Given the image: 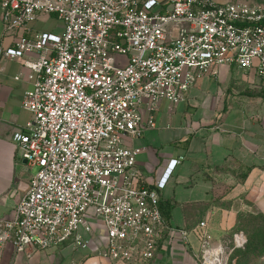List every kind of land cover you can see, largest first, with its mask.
<instances>
[{"label": "built area", "instance_id": "2783aa9c", "mask_svg": "<svg viewBox=\"0 0 264 264\" xmlns=\"http://www.w3.org/2000/svg\"><path fill=\"white\" fill-rule=\"evenodd\" d=\"M0 3L4 30L16 34L11 45L0 42V57L22 59L32 82L22 107L33 117L12 137L15 154L36 167L13 217H0V264L69 241L87 247L80 229L96 226L112 262L149 264L167 241L187 242L193 233L200 264H226L228 246L207 221L186 230L162 211L160 190L179 159L148 185L138 166L144 148L130 141L156 126L161 100L184 101L222 64L264 81V7L246 0ZM40 15L58 18L62 32L27 34ZM246 242L234 233L235 248Z\"/></svg>", "mask_w": 264, "mask_h": 264}, {"label": "crops", "instance_id": "0c3cea01", "mask_svg": "<svg viewBox=\"0 0 264 264\" xmlns=\"http://www.w3.org/2000/svg\"><path fill=\"white\" fill-rule=\"evenodd\" d=\"M62 30L58 18L40 15L27 34ZM15 35L4 30L0 3V42L9 46ZM29 74L22 59L0 57V217L6 219L13 217L32 178V167L17 160L12 139L33 117L22 107L25 91L32 88ZM155 119L156 126L145 129L130 144L144 148L138 166L148 185L156 184L170 160L179 159L160 190L162 211L171 224L191 230L207 221L215 240L222 242V236L236 227L245 203L264 213L263 80L235 64H222L218 75L198 79L184 101L171 105L161 100ZM80 234L90 240L89 246L75 247L69 241L36 250L30 256L20 254L16 262L126 264L112 262L105 255L106 237L101 226L91 233L80 229ZM199 249L193 233L187 242L176 236L161 246L149 264H200L196 258ZM10 252L8 245L6 261Z\"/></svg>", "mask_w": 264, "mask_h": 264}, {"label": "rangeland", "instance_id": "374dc122", "mask_svg": "<svg viewBox=\"0 0 264 264\" xmlns=\"http://www.w3.org/2000/svg\"><path fill=\"white\" fill-rule=\"evenodd\" d=\"M246 1L264 7V0ZM118 60L124 62L125 57L119 56ZM35 172L36 167H32L29 174L33 175ZM236 232H243L246 235L247 242L242 247L233 246V235ZM221 240L228 246L225 254L226 264H264V213L258 212L252 204L245 203L244 211L238 214L236 227L225 233Z\"/></svg>", "mask_w": 264, "mask_h": 264}, {"label": "trees", "instance_id": "16d2710c", "mask_svg": "<svg viewBox=\"0 0 264 264\" xmlns=\"http://www.w3.org/2000/svg\"><path fill=\"white\" fill-rule=\"evenodd\" d=\"M161 208H162V203H161ZM164 213V212H163ZM167 216V215H166Z\"/></svg>", "mask_w": 264, "mask_h": 264}]
</instances>
